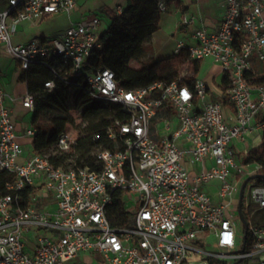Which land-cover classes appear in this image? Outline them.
<instances>
[{
  "label": "built area",
  "instance_id": "1",
  "mask_svg": "<svg viewBox=\"0 0 264 264\" xmlns=\"http://www.w3.org/2000/svg\"><path fill=\"white\" fill-rule=\"evenodd\" d=\"M221 7L213 30L200 17L183 14L176 26L181 33L198 26L176 41L174 54L190 62L210 58L220 66L230 115L201 78L126 89L107 67L84 70L104 50V23L96 13L72 21L62 34L13 41L21 23L71 15L76 0H0V49L19 72L32 64L48 66L56 79L77 86L82 80L90 99L115 103L123 112L106 130L119 145L97 146L96 167L77 164V135L58 132L55 147L70 153L63 168L46 154H24L8 101L33 111L35 97L28 91L9 96L0 86V171L13 176L0 197V264H66L83 252L98 254L100 264H264V153L232 144L264 137V84H251L253 61L264 65V0H224ZM157 9L167 12L168 0H158ZM53 62H61L63 72ZM44 86L53 90L55 80ZM167 111L174 112L178 127L158 138L151 123L161 118L170 129ZM35 132L29 125L23 136ZM186 154L201 167L198 173L187 170ZM213 183L212 195L204 187ZM25 188L31 190L21 206ZM116 200L126 214L122 224L112 222Z\"/></svg>",
  "mask_w": 264,
  "mask_h": 264
},
{
  "label": "trees",
  "instance_id": "2",
  "mask_svg": "<svg viewBox=\"0 0 264 264\" xmlns=\"http://www.w3.org/2000/svg\"><path fill=\"white\" fill-rule=\"evenodd\" d=\"M158 0H125L121 13L114 8L103 7L111 18L109 28L101 35L104 41L103 54L93 56L84 65V70L92 71L99 67L111 69L118 83L126 89H135L148 85L156 80L171 82L178 79L177 67L186 59L183 54L175 55L167 60H150L143 62L139 69L130 66L132 60L140 61L145 54L152 35L158 29L160 12L157 9ZM131 20V24H126ZM200 60H193L197 70ZM58 70L63 72L61 62H53ZM20 80L26 83L28 92L34 95V110L31 120L36 132L32 138V150L45 154L49 148L55 147L58 132L75 125L77 129V144L75 147V162L81 166L96 167V157L93 149L101 145L114 149L119 144L106 136L108 127L123 117L121 108L112 102L92 100L85 92V85H66L56 79L52 70L42 64H32L22 71ZM55 80V88L49 91L44 83ZM189 84L188 81H182ZM223 80L222 87H225ZM251 84L263 85L264 78L255 77ZM228 97L223 96V104H227ZM76 111L81 123L75 124L72 112ZM154 127V126H152ZM98 138L95 139V135ZM264 142V137H263ZM56 165L67 168L70 153L49 156ZM13 180V176L0 171V197L6 193V184ZM264 182V180H261ZM31 189L25 188L18 200L21 206L28 201ZM112 222L122 224L126 214L122 211L119 200H116L112 210ZM237 264V263H236Z\"/></svg>",
  "mask_w": 264,
  "mask_h": 264
},
{
  "label": "crops",
  "instance_id": "3",
  "mask_svg": "<svg viewBox=\"0 0 264 264\" xmlns=\"http://www.w3.org/2000/svg\"><path fill=\"white\" fill-rule=\"evenodd\" d=\"M223 1L224 0H168L167 12L172 13L175 19L173 29H172L173 32L171 33V35L177 36L176 37L177 40L179 39L186 40L188 37V34H190L194 30V28L198 26V22H196L194 25H191L187 29L186 33H181L177 29L176 26L183 14H186L188 16L193 15L197 18L200 17L210 30L215 29L218 26L221 20V17H222L223 8L221 7V4ZM122 8L123 6H121L120 4H117L116 12L119 10L121 11ZM83 15L85 14L79 12L78 10L73 11L71 15H69V25L63 31L58 33V35L64 33V31L70 26V23L72 21L78 20ZM56 35L54 34L51 36H56ZM206 59L210 60L212 64H214L215 66V70L209 72L208 74L206 71H203L202 69L203 68L202 65ZM206 59L200 60L198 68L197 70H195L193 63L187 60L186 58L183 62L178 64V67H180L181 65L179 69L177 68L178 77H181L183 81H188V82H190L193 78H201L205 80L211 90V94L213 98L220 100L223 104V96L225 95L222 94L221 92L224 89L222 87L224 77L221 72L220 66L214 63L210 58H206ZM183 66L186 68L188 66H191L193 69L192 74L189 73L190 72L189 69L183 70L182 69ZM252 68H253V71L255 72L256 77L264 78V65L263 64L257 61H253ZM199 72H201V76H198ZM20 75H21V72H19L18 68L16 67V64L4 53L2 49H0V86L4 89V91L9 96H13V97L21 96L28 91L26 83L20 80ZM217 77H219V80H218L219 83L216 80ZM8 104L14 116L17 132L21 135L20 140L30 138V145L32 147V138L23 136V134H24L25 129L29 125H32L31 122L28 123V121H26V115L28 114V112L33 113V111H29L28 109H25L24 107H22V105L19 102L8 101ZM223 107H224V112L226 115L232 114L233 109L231 105L228 103V101H227V104H223ZM164 117L169 119L170 129L164 128L165 123L163 119L161 118H155L153 119L151 123V126H154L158 131L157 133L158 138H162L164 136L170 135L178 127V121L173 111H167L166 113H164ZM21 144L22 146H24L22 142ZM178 144L181 147H186V143L183 139L178 140ZM232 144L233 146L236 145L241 148L247 146L250 150L264 153L263 139L258 136L252 135L251 137H248L245 143L233 142ZM184 164L191 175H194L201 170V167L197 163L192 161L190 155H187V154L185 155ZM207 166H212L211 161H207ZM214 185L215 184L213 183V186L211 185L210 187H204V188L213 195L215 193ZM49 207H53V205L52 204L47 205V208ZM96 264H100V262L97 261Z\"/></svg>",
  "mask_w": 264,
  "mask_h": 264
},
{
  "label": "rangeland",
  "instance_id": "4",
  "mask_svg": "<svg viewBox=\"0 0 264 264\" xmlns=\"http://www.w3.org/2000/svg\"><path fill=\"white\" fill-rule=\"evenodd\" d=\"M77 8L81 13L88 14V13H96L101 16L103 21V26L100 28L101 33H104L110 26L111 18L108 16L106 11L101 10L103 7L106 8H114L115 5L120 4L121 6L125 5V0H76ZM74 10V11H75ZM121 13V12H120ZM174 15L170 12H162L160 13L158 29L152 35V38L149 41V45L147 50L140 61L132 60L130 62V66L133 68L139 69L143 62L150 61V60H167L168 58H172L175 56L174 54V47L176 45L177 36H172L171 33L173 32V25H174ZM131 20H126V24H131ZM69 25V14L67 13H58L55 14L47 19H44L38 24H30L27 22H23L18 26V31L16 35L13 37L14 42H26L33 37L39 36H51V35H58L61 31H63ZM203 71H206L207 74L213 70H215L214 64L208 59L205 60L203 63ZM178 69L181 67L176 66ZM209 68V69H208ZM183 70H190V74H192V67L188 66L182 67ZM208 69V70H207ZM198 76H201V72H199ZM189 79V78H187ZM217 82L219 83V77L216 78ZM72 115L75 119V124L81 123V118L79 117L78 112L73 111ZM33 117V113L28 112L26 115V121L31 122ZM67 129L72 131L73 134H77V129L75 125L67 126ZM23 143L24 147V154L32 153V147L30 145V138L20 140ZM93 153L96 152V148L93 149ZM47 156H56L62 154V152L57 147H51L45 153ZM241 163V160H239ZM244 164V163H243ZM248 187L246 188V192ZM238 197V194H237ZM42 198L39 199V201ZM237 219V216H235ZM238 228L241 229V222L238 221L237 224ZM209 243H213V237H210ZM241 248V240L237 242V250ZM100 262L101 258L98 254L92 252H83L80 253L75 258L69 260L66 264H96V262ZM228 264L234 263L233 259H229ZM237 264H247V260L239 262Z\"/></svg>",
  "mask_w": 264,
  "mask_h": 264
},
{
  "label": "water",
  "instance_id": "5",
  "mask_svg": "<svg viewBox=\"0 0 264 264\" xmlns=\"http://www.w3.org/2000/svg\"><path fill=\"white\" fill-rule=\"evenodd\" d=\"M247 180H248V179H247ZM247 180H246V181H247ZM246 181L242 184V186H241V188H240V191H239L238 210H239V214H240L241 218L243 217V216H242V213H241V199H242V196H243V190H244V186H245ZM238 262H240V260H239ZM238 262H234V263H232V264H236V263H238Z\"/></svg>",
  "mask_w": 264,
  "mask_h": 264
}]
</instances>
